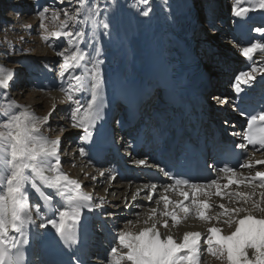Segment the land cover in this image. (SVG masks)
<instances>
[{"label":"snow or ice","instance_id":"obj_1","mask_svg":"<svg viewBox=\"0 0 264 264\" xmlns=\"http://www.w3.org/2000/svg\"><path fill=\"white\" fill-rule=\"evenodd\" d=\"M140 2L145 8L139 12V15L149 17L152 11L148 7L149 0H140ZM57 3L72 4L73 0H57ZM252 3V8L239 7L240 0H236L232 6L234 17L246 23L250 12L256 10L264 12V0H252ZM62 11L67 19L61 23V30L49 33L47 25L43 23L46 13L49 12V6L38 9L37 15L41 20L39 27L45 30L46 34L43 35L45 41H48L50 36L57 39L64 37L71 46L57 53L63 61L59 71L62 80L72 69H80L82 65L87 68L86 74L82 70L80 74L70 75L69 89L87 88L90 91V99L86 102V106L74 101L76 107L70 108V119L74 128L82 130L80 141L101 144L106 141L103 123L106 79L102 68L105 61L100 58L101 38L111 40L121 28V21L116 12V0H99L90 7H86L83 0H80L74 15L69 16L68 9ZM53 15L58 18L60 12H54ZM68 21L76 24L79 30L72 31ZM85 23L92 29L90 34L85 31ZM251 31L264 39V24L252 27ZM85 44L86 47H82ZM246 44L247 46L240 48L239 51L248 60H252L255 53L264 54V43L246 42ZM73 48L75 50H72ZM261 73H264V60L260 62V66L253 63L249 70L240 71L233 83L235 92H244L242 85H252L257 80V75ZM9 79L11 77L0 79V88L7 90ZM261 80L264 81V76H261ZM4 94L7 95V91ZM67 99L73 101L71 91ZM212 99L219 105L231 103L227 96L223 98L215 96ZM256 105L259 106V110L256 114H251ZM233 107L241 116L248 115L247 131L233 133L244 141L236 144L235 147L243 150L245 154L249 145L258 144L259 148L256 151L264 149V95H261L259 100H255L245 92L241 96L240 105ZM51 115L52 113L49 112L43 118H37L25 110L19 115H11L0 123V192H4L0 194V264H26L25 248L30 244L29 225L39 229L51 226L56 240L71 253V264H89L78 250L76 224L81 220L83 210L96 211L101 209L102 205L93 203L92 196L81 191V183L71 179L61 168V138L49 139L41 131L42 125L48 124ZM120 123L119 120L116 121L117 125ZM79 155L82 157L87 155L84 147L79 148ZM135 163L143 166L147 164V160L140 159ZM255 165H264V159H256L253 163L249 158L238 167L252 169ZM156 167L159 168V165ZM209 167L217 173V179H212L206 184L191 183L188 178H177L170 171L159 168L165 177L174 179V185L166 186L165 191L168 188L187 186L193 193L191 206L195 207V214L200 220L214 221L215 224L222 223L229 229H234L229 234L222 235L220 227L215 224L210 227L203 239L207 253L222 259L223 264H264V206H262L264 191L260 192L261 199H253L257 188L264 189V171H255L254 175L248 176L239 173L243 179H235L238 175L237 168L229 166L228 163L219 169L213 165ZM221 173L227 178L224 188H228L233 183L247 182L252 192L225 193L224 195H228L231 202L238 206L226 207L221 203L219 204L221 211L209 215L206 214V210L215 205H210L208 199H199L198 195L207 196L209 193L205 189L215 186V195L221 196V185L217 182ZM103 174L101 172V175ZM257 181L258 183H254ZM144 187L149 186L145 184ZM156 187V184L151 185L153 190ZM48 188L66 197L68 210L59 211V220L45 218L40 215L41 205L35 204L33 207L36 219H34L33 210L28 206L29 190L51 203L54 195L47 191ZM180 195L185 200L189 198L187 191H180ZM147 199L149 201L153 199L152 193H149ZM161 201L164 209L160 213L161 218H156L157 209L154 208L143 220L146 226L139 231L129 230V226L133 224V221L129 220L114 234L116 246L110 248L111 259L108 264H200L203 234L188 231L183 234L182 241L178 242L168 231L170 227L180 224L182 219H187L191 206L183 201H176L175 207L169 210L170 204L173 203L169 197L161 195L156 203L159 204ZM178 211L184 215H178ZM107 216L112 217L114 213H107ZM168 218L171 219V225ZM36 220L41 222L37 224ZM161 228L166 231L161 232ZM10 231L18 235H10ZM118 248L126 251H118Z\"/></svg>","mask_w":264,"mask_h":264},{"label":"bare ground","instance_id":"obj_2","mask_svg":"<svg viewBox=\"0 0 264 264\" xmlns=\"http://www.w3.org/2000/svg\"><path fill=\"white\" fill-rule=\"evenodd\" d=\"M219 1H221V0H194V2H196V5L198 8L199 7L201 8V5L204 4L205 7L208 9L209 7H207L206 2H210V7L212 6V9H214L217 12H219V8H218L219 5H217V2H219ZM222 1H224V0H222ZM182 2H183V0H157V3H156V2H153V0H149L150 8L152 9L151 14L149 17H142L138 14L139 16H138V21H137V25H136V29H137L136 33L137 34L135 37H133L130 44H127L125 41L123 42L122 40H112V39L108 40V39H106L107 41L110 42L109 46L113 47L112 56H111L112 60H114L115 58L117 60H119L118 62L115 61L116 62L115 64H117V63L124 64V60H125V62L128 63V66L126 68L127 70L126 71L124 70V72L126 73L131 68L130 63L131 64L134 63L136 60L140 59V57H142V55L146 56V51H148L149 62H150L152 57H154L155 54L159 51V48L153 45L154 43L152 41H154V40H151V38H152L151 36H153L154 31H155V28H154L155 25H158L160 20L163 21V19H161V15L163 16V12L166 10L167 6L173 7L175 5L182 4ZM235 3H236V0H230L229 1V4H231V6H233V4H235ZM239 7L252 8L253 7L252 0H240ZM14 13L15 12H13V14ZM221 13H222V11H221ZM232 14H233V12L231 10V16L230 15H228V16L232 17ZM258 15H259V11L250 12L248 14V17H247L248 22L252 21V19L257 17ZM154 21H155V23H154ZM149 22H151V25H149ZM228 22L230 25L231 21H228ZM215 24L218 25V22H216V21L214 22V25L212 28L213 29L212 36L213 35L219 36L218 34L223 28L225 31H227L225 26L219 27V26H216ZM227 24L228 23H226L225 25H227ZM204 27H205V25H204ZM254 27H256V25ZM162 29H163L162 26H160V29L158 31H156L155 37L161 36V38H163V32L161 34ZM231 29H232V27H231ZM199 31L201 34L203 33L202 30H199ZM61 39H62V37L57 39V40H61ZM205 39H209L208 34H207V36L204 37V40ZM222 42H224L223 47H225L226 49L219 51L220 52L219 54L215 53V52H217V50L216 51L214 50V52H212L211 56H210V58H213L212 63H213L214 68H215L214 69L215 71L213 70V72H214L213 76H210V83H214L215 81H219V79H221L222 81L224 80L227 83H231V81H235V76L240 71H247L250 68V67L249 68L247 67L246 58L239 51L240 48L247 46V45H243V44L239 43L237 40H235V38H234V36H232V34H228V33H226V37L223 39ZM227 42H229V47H232V50L236 49V51H237V53L235 54L236 56L231 55V53L229 52V47L226 45ZM254 42L264 43V39L263 40H255ZM162 44L168 45L166 40H164V41L162 40ZM106 48H108V46ZM139 48L142 50L141 53L139 51H133L134 49H139ZM232 54H233V52H232ZM259 56L264 57V54L261 55V53H255L253 63H255L257 66H260V59L261 58ZM202 58L207 59V56L204 55V53H203ZM138 63H139V60H138ZM207 63H209V62H207ZM221 65H223L224 67L226 65H228L229 67L228 68L225 67V69H221L222 68ZM122 67L120 68L121 70H122ZM120 69H117L112 74H110L111 79L113 77H115L117 74H119ZM135 69H136L135 70V72H136V71L141 70L142 67L139 69L135 67ZM152 69H153V62L151 63V70ZM82 70L85 72V74L87 73V68H84L82 65V67L80 69H77V73H75V74H80V72ZM229 70H232V71L229 72ZM217 71H219V72L216 73ZM221 73H223V74H221ZM230 73L232 75L231 79H229ZM224 74H227V75H224ZM139 75H140V73L134 74V76H137V77ZM152 75H155L154 71L152 72ZM152 75H150V73L148 74V78L145 81V84H148V85L153 84V78L151 77ZM262 75H264V73L258 74L257 80H259V78ZM11 84L12 83H10V85ZM58 88H59V84L57 83L56 79L50 81L49 85L47 86V90L48 89L49 90H54V89L57 90ZM73 89H74L75 96H76L75 98H73L74 101H78L80 104H84L86 106L84 101L88 96L87 88H83L81 90H76L75 88H73ZM110 89L111 88L109 86L105 85V99L106 100H107L108 95H110ZM13 90H14V88H13ZM262 91L264 92V87H263ZM47 92H49V91L42 89V93H47ZM217 92H219V90H217ZM229 92H230V87H226V89L222 93H224V95H227ZM83 93H84V95H83ZM159 93H160V91L158 92V94ZM15 95H19V91L18 92L16 91L14 93V96ZM215 96H216V94H213V97H215ZM152 97H153V95H152ZM152 97H151V95L148 94L146 100L144 101V104L146 105L149 102L156 100L155 98L152 99ZM53 99L55 102L57 101L56 94L53 97ZM211 102L215 106L217 104V106L219 107V108H215L213 105V107H214L213 110L216 109V111H218L221 108L220 105L218 103H216L213 99L211 100ZM37 104L38 103L33 102V106H32V109L36 113L38 112L37 111V107H38ZM56 104H59V106H60L61 103L56 102ZM209 104H210V102H209ZM74 107H76V103L73 102L72 108H74ZM18 108L20 109V113H22L26 110L25 106L20 105V106H18ZM158 108H160V106H158ZM227 108H230V106L228 105ZM161 110L163 111L164 109H161ZM157 111H160V110L153 109V111L150 113L143 111V114H147V115L150 114L149 121H150V123H153V122H156L157 117H156L155 112H157ZM169 112H170V110L167 111V113H169ZM117 115H115V118L113 119V122H112L113 125L116 124L115 120H116ZM37 118H41V117H37ZM71 126H72V122H71ZM154 127H156L157 131H159L157 124H155ZM42 128L46 130V127L43 125H42ZM78 131H80V129H76L72 126V128L70 129V131H68L69 133L66 134V136H68V138L71 139V138L75 137V135L78 133ZM51 133L47 132V134L49 136ZM122 140H125V139H122ZM114 142L119 144L121 141H118V138H116ZM62 144H63V142H62ZM249 158L254 163V161L256 159H264V152L263 153H251V155L247 159H249ZM79 159H80L79 154H76V158L74 159V163H73L74 165H76L75 173L72 172V175H71L69 172H64L71 179H73L74 177H76L78 175H82V173H83V172L80 173V171L77 170L82 166V164L80 166H78V164L81 162ZM134 160H136V158H133V160H131L130 162H133ZM67 161H68V159H67ZM86 161H88V159H86ZM103 165H105V166H103ZM103 165H101L100 168L98 169V175L96 174L95 179L84 180V182H83V186H85V183H92L93 185H95L96 191H99V187H101L102 185H104V187L107 188L106 194H104V190H103L98 196V198H100V199L102 198L100 201V204L102 206H104V205L108 206L109 210H107L106 212L103 213V215H102L103 219L101 220V223H100L101 235L104 234V243L99 244L100 245L99 248H93V250L91 251V258H92L91 260L94 262V264H108L109 260L111 259L110 248L113 246V244H116V242L114 240V234L117 233L120 229H122L124 227V225L129 220L133 221V224L129 226V230L136 232V231H139L142 227L146 226L143 224V220L146 218V216L148 214H150L152 209H154V208L157 209L156 218H158V219L161 218L160 213L164 210L163 209V202L161 201L159 204L156 203V201L159 200L161 195H167L169 197V200L173 202L170 204L169 210H171L172 208L175 207V203H174V202H176V201H174L175 199H177V201H181L182 198H184V197L180 196V191H184V190L177 189L173 192L170 188H168V190L165 191L166 186H163L162 184H160V182L155 181V180H152L149 182L147 180L144 181V183H148V186H149L144 192V189H142L141 186H139V181L134 182L133 177L122 178L117 173L118 170L113 169L111 166H108V164H103ZM89 166H92V163H90L88 165V168H89ZM86 168L87 167H85V169ZM70 171H73L71 169V167H70ZM95 171H96V169H94L91 173H94ZM129 171H132V168H130ZM255 171H264V165H259V166L255 165L254 168H252V169H242L243 176L254 175ZM101 172H103L104 174L101 175ZM126 172L127 171L125 170V173ZM129 175H131V174H129ZM243 176L240 175L239 178L243 179ZM110 179H112V180H110ZM254 183H258V182H254ZM152 184L157 185L155 190H153L151 188ZM219 184L221 185V189H220V191L222 193L221 196L215 195V191H216L215 186H213V188H211V189H205V191L209 193L207 196H205L203 194L198 195L199 199H208L210 205H215V207H210L209 209H207L206 214L211 215L215 212L221 211V209L219 208V204H221V203H223L226 207L238 206L237 204L232 203L230 200V197L228 195H224L225 193H236V192H249V193H251L252 192V188H251V186H249L247 184V182L242 183V184L233 183V184L229 185L228 188H224L221 182ZM113 190H115V194L120 195L118 198L119 203L117 205L113 204L116 201V198L111 196V193L113 192ZM237 190H239V191H237ZM47 191L49 193H51V191L49 189ZM255 191H256V195L253 197V199H261L260 192L264 191V189L257 188ZM149 193H152V196H153V199L151 201H149L147 199ZM35 194L38 196V194L36 192L32 191L31 189L29 190V196L35 197ZM117 195H115V196H117ZM134 196H135V199H133ZM192 198H193V193L191 191V192H189L188 201L185 204H188L191 206V199ZM233 199H238V198L233 197ZM64 200L67 204L66 197ZM124 200H125V202H124ZM146 201H148V203H145ZM34 205H35V202H33V206ZM262 206H264V205H262ZM101 209H102V207H101ZM136 210H138V211H136ZM33 211L35 212L34 207H33ZM107 213H114V216L109 217V216H107ZM42 214L40 213L41 216H43ZM178 215L183 216L184 214L182 212L178 211ZM188 216L195 218L196 221H198V223L200 222V224H192V223L187 224V223L181 222L182 224L180 223L174 227H170V229L168 230V231H170V234L172 236H174L178 242H180V241H182L183 234L185 232L191 231V232L202 233L203 235H202V241H201L202 246H201V253H200V264H223L222 259H217L215 256L207 253V251H206L207 246L205 244H203V239L206 237L207 230L210 227L214 226L215 222L214 221H202V220H200L195 214V207L194 206H191V211L188 214ZM49 217H51V216H49ZM58 218L59 217L57 216L56 218H53V219L59 220ZM168 219H169V222L171 225V219L170 218H168ZM116 220H118V221H116ZM137 221H140V222H137ZM40 222H41L40 220H37L38 224ZM215 226L221 228V230H222L221 234L222 235H227V234H229V232L231 230H233V229H229L227 227V225H224L222 223L221 224H215ZM165 231L166 230L161 228V232H165ZM42 232L49 236L47 239L48 243L53 244L54 246L60 245L59 242L55 238L54 230L51 228V226H49L48 229L47 228L42 229ZM9 234L13 235L14 233H12L10 231ZM33 236H35V235H33ZM123 251H126V250L123 249ZM205 256H208L209 259H207V260H205V262H203ZM31 264H46L45 263V257L42 255V252L39 251L37 254L34 255L33 261Z\"/></svg>","mask_w":264,"mask_h":264},{"label":"rangeland","instance_id":"obj_3","mask_svg":"<svg viewBox=\"0 0 264 264\" xmlns=\"http://www.w3.org/2000/svg\"><path fill=\"white\" fill-rule=\"evenodd\" d=\"M87 1L90 0H83V3L86 7H88ZM229 1L230 0L223 1V3L227 5L226 10H224L225 16L231 14L232 6L231 4H229ZM8 3V0H0V54L6 58L4 64H2L0 59V69L5 72V78H12L16 75V82L12 83L11 85L12 88H14L13 92L15 93L16 91H19V95L12 96L11 91L7 92V95H5V90L2 89L0 91V123H3L5 119L9 118L11 115H19L20 109L18 108V106L21 105L25 106L27 112L30 115H35V117L43 118L44 116L48 115L49 112H51L52 115L50 118H52L53 121L52 119H50L47 125H43L46 127V132H52L50 136H52L53 139L62 135L66 136V134L69 133L68 131H70V129L72 128L70 122V108H72L74 102V99L73 101H69L67 99V96L69 94V91H71L73 98H75L76 96L74 89H69L70 78L66 79L67 73L65 74L63 80L58 75L60 71V65L63 63V61L62 58L57 55V53L63 51L64 49L70 48L71 46L64 37H62L61 40H57V38L51 36L49 37L48 41H45L43 39V35L46 33L43 28L39 27L41 20L37 15V10L42 9L44 6H49V12L46 13V19H44L43 23L47 25V31L49 33L60 31L61 23L66 21L67 19L63 14L62 9H68L69 16H72L75 13L76 7L80 5V0H73L72 4L64 3L63 5L57 3V0H31L29 7L31 11L30 14H28V12H25V14L24 12H21V10L20 12L14 11V14H10L11 11H7ZM148 7H150V4L148 5ZM144 8L145 5H143L140 0H116V12L121 21V28L119 32H117L114 36L122 40L123 42L125 41L127 44H130L133 37H135L137 34L136 25L139 16L138 14L140 11L144 10ZM204 11L205 10L203 9L201 14L202 18ZM221 11L222 10H220L219 8V13H221ZM54 12H60L58 18L54 17ZM3 13L4 16L10 14L9 18H4V16L2 15ZM80 19H83V14L81 15ZM68 25L72 31L79 30L77 25L72 21H68ZM149 25H151V22H149ZM215 25L221 27L220 25L222 24L221 22H219L218 25ZM85 31L87 34H90L92 31L91 27L87 25V23H85ZM218 35L219 36H212V32L208 33V38L210 39V41H208L209 44L197 41L196 47L199 53H204V55L210 58L211 53L214 52L213 49H216L217 47H222L221 50L226 49L225 47H223L224 42H222L226 37L224 28L219 32ZM226 45L229 47V42H227ZM82 47H86V44L82 45ZM72 50L75 49L73 48ZM229 52L231 53V55H235L237 53L236 49L232 50V47H229ZM215 53L219 54L220 52ZM260 58V62L264 60V57ZM213 68V63L209 62V67L207 66L206 70L211 71V69ZM218 72L219 71H217V73ZM70 75L71 73L69 74V76ZM55 79L59 84V88L57 90H47V86L49 85L50 81ZM42 89H45L49 92L42 93ZM55 94L57 97L56 102H60V106L53 100ZM33 102L38 103L37 113H35L32 109ZM210 104H212V106L214 105L211 101ZM214 107L219 108L217 104L216 106L214 105ZM53 108L58 110L53 111ZM67 139L68 138L65 137L66 142ZM70 166L75 173L76 165L71 164ZM93 176L95 177L96 174H93L92 177ZM89 178L90 177L86 176L85 180H89ZM146 189L147 188H145V190ZM100 190H104L105 192L107 191V188L102 185L101 187H99V191ZM115 195L117 194H115V190H113L111 196L116 198V201L113 204L117 205L119 203L118 198L120 195ZM37 198L38 196L35 194L34 199ZM42 200L43 202L46 201V206L40 204V213H43V217H48L46 214H48L49 212L52 218H56L59 215V210L57 208H53V204H51L48 200ZM145 203H148V201H146ZM50 208L53 209L50 210ZM181 222L187 224H200V222L198 223L195 218L190 216H188L187 219L181 220ZM113 246H116V244H113ZM118 251H123V249L118 248ZM207 259H209V257L205 256L203 262H205V260Z\"/></svg>","mask_w":264,"mask_h":264}]
</instances>
